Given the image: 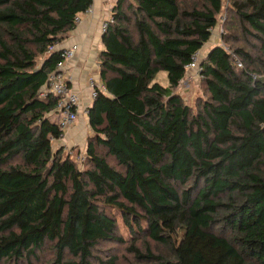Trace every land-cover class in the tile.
Here are the masks:
<instances>
[{"label": "trees", "instance_id": "obj_1", "mask_svg": "<svg viewBox=\"0 0 264 264\" xmlns=\"http://www.w3.org/2000/svg\"><path fill=\"white\" fill-rule=\"evenodd\" d=\"M91 5L0 0V264L44 251L55 264H94L97 246L128 240L143 263L264 264V0H117L79 164L80 152L53 150L58 101L40 94ZM223 15L227 35L256 50L210 45L193 114L174 90ZM163 215L170 231L156 238ZM144 236L170 258L143 253Z\"/></svg>", "mask_w": 264, "mask_h": 264}, {"label": "rangeland", "instance_id": "obj_2", "mask_svg": "<svg viewBox=\"0 0 264 264\" xmlns=\"http://www.w3.org/2000/svg\"><path fill=\"white\" fill-rule=\"evenodd\" d=\"M192 2H196L198 0H190ZM221 16L219 17V22L217 27L214 29L212 37L210 39L209 44L205 45L202 53H201V61L205 57V53L207 49L210 47V45L213 44H221L225 49L231 52L230 49L235 48H243L246 51L255 53L256 49L252 48V42L249 39L243 40L240 38L239 41H234L229 37L227 34V29L225 28V20ZM228 37V42H225V39ZM158 82L162 86H167V80L166 75L164 73H161L158 76ZM175 93H178L180 97L182 98L184 104L188 106L191 110V112L194 114L196 113L202 102L206 100V94L204 91L203 84L201 82V76L196 75L193 72L188 73L184 76L183 80L180 82L179 87L174 90ZM57 113H51L49 118L52 122H55V120H58ZM84 136H85V142L82 145V148L80 147H70L68 150L66 149L67 141H64V138L60 140L63 145L58 147L57 142H52V148L55 151H61L62 157L67 155L74 156L76 153L80 152L81 154L85 153V146L88 141V138L91 136V132L88 130V128L84 129ZM99 153L103 154L104 152L100 149H98ZM111 164L112 162L109 161ZM84 167V166H83ZM81 167V168H83ZM191 184H187L183 188H180V190L185 189L186 187H189ZM171 215H163L160 218V222L157 226H155L156 232L153 233V236L156 238H159L158 232H169L170 226H171ZM183 229H179L177 232L173 233V237L175 240V243L178 244L179 240L181 239ZM121 233L120 231L118 232ZM131 241H126V244H116V243H104L96 247L94 251V255L98 258V261H95L94 264H108L110 259L115 260L114 264H149V263H143L138 262L136 259H134L133 255L128 252V248L130 247ZM136 245L141 249L143 253H145V250L147 248L150 249L154 254H161L163 256H166L167 258H170V254L167 250V248L162 246H157L152 240H150L147 236H144L138 242ZM55 258L52 254H49L48 252L44 251L42 254L38 256V262L32 263V264H55ZM151 264H162L161 262L151 263Z\"/></svg>", "mask_w": 264, "mask_h": 264}, {"label": "crops", "instance_id": "obj_3", "mask_svg": "<svg viewBox=\"0 0 264 264\" xmlns=\"http://www.w3.org/2000/svg\"><path fill=\"white\" fill-rule=\"evenodd\" d=\"M116 2L117 0H92L90 12L80 15V22L58 47L62 50L77 48L73 58L67 60L62 69L69 87L81 97L78 122L63 132L64 141H67V150L70 147L82 148L85 142L84 129L88 128L90 131L88 120L81 113L88 104L86 82L89 78H93L102 85L99 76V54L103 50L100 24L111 16V10ZM58 120L53 123H57ZM57 145L61 147L63 143L59 140Z\"/></svg>", "mask_w": 264, "mask_h": 264}, {"label": "built area", "instance_id": "obj_4", "mask_svg": "<svg viewBox=\"0 0 264 264\" xmlns=\"http://www.w3.org/2000/svg\"><path fill=\"white\" fill-rule=\"evenodd\" d=\"M90 12V8L83 14ZM81 15V14H80ZM80 15L75 19L76 25L80 22ZM113 22L112 16L100 24V32L104 34L109 24ZM76 47L69 50H64L62 54L63 61L58 63L55 72L51 73L48 78L44 89L42 90L40 97L44 98L46 95H51L57 99L56 112L59 115L57 122L61 131L65 132L72 128L79 120V109L81 104V97L78 93L74 92L68 84L67 78L62 73V69L65 62L72 59ZM200 53H195L191 59L189 65L185 67L186 73L193 72L196 75H200ZM237 66L240 68L241 65L238 63ZM255 79V77H253ZM86 88L88 90L87 107L82 110V115L87 118L89 108L92 107L93 101L95 100L98 92H105L103 85L97 83L93 78H89L86 82ZM76 161L82 164L84 161V154L77 156Z\"/></svg>", "mask_w": 264, "mask_h": 264}, {"label": "water", "instance_id": "obj_5", "mask_svg": "<svg viewBox=\"0 0 264 264\" xmlns=\"http://www.w3.org/2000/svg\"><path fill=\"white\" fill-rule=\"evenodd\" d=\"M92 106H93V104H92Z\"/></svg>", "mask_w": 264, "mask_h": 264}]
</instances>
